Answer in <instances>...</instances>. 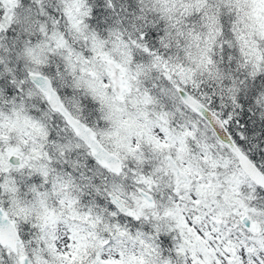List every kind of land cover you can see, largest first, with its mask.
<instances>
[{
    "label": "snow or ice",
    "instance_id": "obj_1",
    "mask_svg": "<svg viewBox=\"0 0 264 264\" xmlns=\"http://www.w3.org/2000/svg\"><path fill=\"white\" fill-rule=\"evenodd\" d=\"M0 264H264V0H0Z\"/></svg>",
    "mask_w": 264,
    "mask_h": 264
}]
</instances>
